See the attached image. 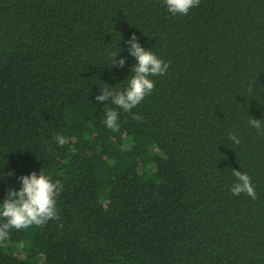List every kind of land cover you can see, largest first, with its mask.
<instances>
[{
	"label": "trees",
	"instance_id": "trees-1",
	"mask_svg": "<svg viewBox=\"0 0 264 264\" xmlns=\"http://www.w3.org/2000/svg\"><path fill=\"white\" fill-rule=\"evenodd\" d=\"M133 33L170 66L126 112L96 96L128 87ZM253 117L264 120V0H201L186 16L163 0H0V203L33 171L63 184L59 219L10 230L0 264H264ZM232 169L257 199L232 194Z\"/></svg>",
	"mask_w": 264,
	"mask_h": 264
},
{
	"label": "clouds",
	"instance_id": "clouds-1",
	"mask_svg": "<svg viewBox=\"0 0 264 264\" xmlns=\"http://www.w3.org/2000/svg\"><path fill=\"white\" fill-rule=\"evenodd\" d=\"M163 2L171 14L186 16L192 8L199 6L201 0H163ZM127 43L130 45L128 49L130 55L138 61L131 70L128 87L123 91L102 87V95L96 96V100L99 102L111 100V103L118 108L131 112L146 96L153 92L155 81L150 77L166 74L170 65L157 57L151 50L142 47L135 33ZM119 53H109V58L113 62L112 67L125 65L127 58L117 60ZM133 118L142 119L135 113ZM118 119L119 112L117 110L106 109L104 124L109 129L119 130ZM249 124L259 134L264 135V120L253 117L249 120ZM55 139L61 146L68 142L67 138L60 134ZM228 139L237 145L241 142L235 132H230ZM12 174L9 173V175ZM232 174L237 181L231 189L233 195L239 196L243 193L253 200L258 198L248 173L232 169ZM19 181L21 183L19 191L10 188L5 200L0 203V218L5 221L0 223V242L7 240L12 229H26L33 225L43 226L49 220L59 219L56 202L63 190L61 181H53L43 170L39 174L33 171L30 175L21 176Z\"/></svg>",
	"mask_w": 264,
	"mask_h": 264
}]
</instances>
